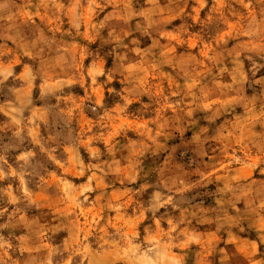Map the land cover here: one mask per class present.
<instances>
[{
    "label": "rangeland",
    "instance_id": "1",
    "mask_svg": "<svg viewBox=\"0 0 264 264\" xmlns=\"http://www.w3.org/2000/svg\"><path fill=\"white\" fill-rule=\"evenodd\" d=\"M0 264H264V0H0Z\"/></svg>",
    "mask_w": 264,
    "mask_h": 264
}]
</instances>
